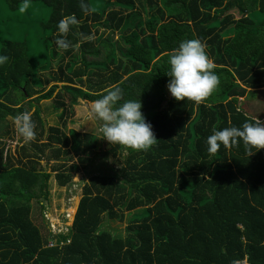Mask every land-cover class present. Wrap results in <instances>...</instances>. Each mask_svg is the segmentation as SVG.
Segmentation results:
<instances>
[{
	"label": "trees",
	"instance_id": "trees-1",
	"mask_svg": "<svg viewBox=\"0 0 264 264\" xmlns=\"http://www.w3.org/2000/svg\"><path fill=\"white\" fill-rule=\"evenodd\" d=\"M103 1L97 10L84 0L92 9L85 14L81 0H5L13 12L40 2L51 13L33 46L0 41L8 57L0 65V264H264V149L250 156L240 141L210 154L206 143L214 130L264 120L240 102L259 95L264 107V0ZM71 15L78 23L61 37L57 24ZM57 38L70 42L63 56L49 44ZM188 39L204 43L221 81L200 104L168 93L170 54ZM117 85L120 103L140 99L153 125L157 141L146 151L65 132L79 99L94 102ZM52 97L61 112L45 139L58 161L49 172L36 151L11 139L16 116L32 107L35 140L45 136L34 103ZM72 148L78 161L68 164ZM110 157L119 171L90 176L70 231L44 235L32 203L43 215L52 174L65 186L80 167ZM136 209L125 234L105 228Z\"/></svg>",
	"mask_w": 264,
	"mask_h": 264
},
{
	"label": "clouds",
	"instance_id": "clouds-1",
	"mask_svg": "<svg viewBox=\"0 0 264 264\" xmlns=\"http://www.w3.org/2000/svg\"><path fill=\"white\" fill-rule=\"evenodd\" d=\"M81 9L85 14L92 11L84 0H81ZM77 23L75 15L60 20L57 29L61 37ZM56 44L63 49H68L70 46V42L65 38H57ZM7 60V56L0 55V65ZM168 63L170 70L167 75L171 78L168 89L177 100L200 104L207 101L220 86L221 81L214 71V62L209 57L204 43L199 39L181 41L170 54ZM122 98L123 91L117 85L109 89L102 98L92 102V111L97 119L103 122L102 138L110 144L146 151L157 141L153 125L147 121L140 99L120 103ZM15 124L25 143L35 139L36 125L32 120V113L25 111L17 115ZM240 141L243 142L250 156L264 149V121L256 118L252 122L245 121L240 127L230 126L222 130H214L206 140L207 150L210 154H214L221 146L230 149L237 146ZM253 148L257 151L252 152ZM244 263L248 264L246 261Z\"/></svg>",
	"mask_w": 264,
	"mask_h": 264
},
{
	"label": "rangeland",
	"instance_id": "rangeland-1",
	"mask_svg": "<svg viewBox=\"0 0 264 264\" xmlns=\"http://www.w3.org/2000/svg\"><path fill=\"white\" fill-rule=\"evenodd\" d=\"M103 0H91L92 6L97 10H104ZM23 9V10H22ZM51 13V9L45 6L44 4L38 3H27L22 6V8L17 11H11L5 0H0V41L1 40H15V41H27L31 46L38 42L37 36L40 34L45 36L46 33L42 32V24L47 21ZM132 20H135L136 17L133 15ZM104 29H101L103 31ZM100 31V32H101ZM109 33L107 31L104 35L106 36ZM103 34V33H102ZM115 39L118 38V33H115ZM51 47L58 50V53L63 56L65 54V49L57 46L56 41H50ZM36 47V46H34ZM38 53H45L44 48L35 49ZM78 50V49H77ZM76 50V51H77ZM70 59V56H67L65 60ZM54 61V60H53ZM56 69V68H55ZM94 83H99L98 76H92ZM169 96L171 93L169 92ZM257 93V92H255ZM37 96V95H36ZM34 96V97H36ZM264 96V95H263ZM259 95L252 97L241 98L240 102L242 105H245L248 114H259L264 116L263 111L264 107H261V103L257 102ZM54 98L42 99L38 102L35 101L34 105L39 106L42 110V117L47 121L45 136H42L38 142L34 139L28 143L24 142L23 137L18 133L13 136L11 143L13 145L22 146L25 144L28 149L36 151V154L40 158V165L42 168L47 171L52 170L53 162H58L56 160H50V147H47V141L45 140L46 135L49 134L50 127H56V124L59 122L58 113L60 111H54ZM92 102L79 99L78 103L75 104L69 111L65 132L69 135L70 129H75L79 132H88L92 133L95 139H100L101 144L104 148H107V140L102 139V124L103 122L97 119L94 112L92 111ZM36 108L32 107L30 113H34ZM12 121V120H11ZM264 121V120H263ZM15 122V121H14ZM16 125V124H15ZM15 129V127H13ZM37 127L35 128L36 132ZM17 130V128H16ZM36 144V146H35ZM41 145L40 147H38ZM19 147V146H18ZM71 154L64 157V161H67L68 164L77 162L78 157L74 154V149L72 148ZM120 166L113 161V157L106 159V161L97 159L94 160L87 168L80 167V170L74 175L71 182L65 186H60L55 180L54 174L49 181V195L47 199L43 201L44 210L43 215H40V207L36 203H32L33 210V219L35 224L39 227L41 232L45 235L48 232H51L52 235L55 234H66L70 231V227L74 221L79 202L82 198L83 187L89 181L90 176L94 173L102 174H115L119 171ZM142 210H134L131 212H126V216L123 220H109L106 219L104 223L105 228L108 231H112L115 235L125 234V229L129 224L130 220L141 213ZM55 244V243H54Z\"/></svg>",
	"mask_w": 264,
	"mask_h": 264
}]
</instances>
